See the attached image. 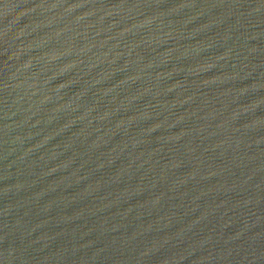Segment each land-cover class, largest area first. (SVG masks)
Segmentation results:
<instances>
[{
	"label": "water",
	"instance_id": "obj_1",
	"mask_svg": "<svg viewBox=\"0 0 264 264\" xmlns=\"http://www.w3.org/2000/svg\"><path fill=\"white\" fill-rule=\"evenodd\" d=\"M0 264H264V0H0Z\"/></svg>",
	"mask_w": 264,
	"mask_h": 264
}]
</instances>
